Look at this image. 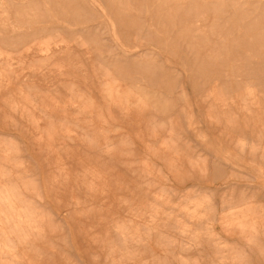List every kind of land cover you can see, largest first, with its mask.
I'll use <instances>...</instances> for the list:
<instances>
[{
  "label": "rangeland",
  "instance_id": "rangeland-1",
  "mask_svg": "<svg viewBox=\"0 0 264 264\" xmlns=\"http://www.w3.org/2000/svg\"><path fill=\"white\" fill-rule=\"evenodd\" d=\"M0 264H264V0H0Z\"/></svg>",
  "mask_w": 264,
  "mask_h": 264
}]
</instances>
